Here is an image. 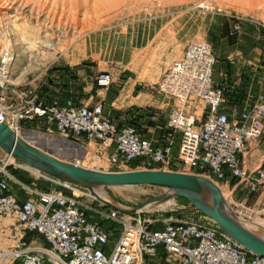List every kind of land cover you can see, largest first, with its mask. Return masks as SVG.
<instances>
[{
  "label": "built area",
  "instance_id": "built-area-1",
  "mask_svg": "<svg viewBox=\"0 0 264 264\" xmlns=\"http://www.w3.org/2000/svg\"><path fill=\"white\" fill-rule=\"evenodd\" d=\"M1 58L2 71L8 72L9 65ZM214 61L209 43L192 42L184 57L153 85L176 103L166 122L171 136L162 145L143 138L135 126H118L103 114L101 102L88 106L71 100L62 104L28 100L22 106L0 96V124L16 131L24 120H42L48 130L82 139L94 146L95 158L107 164V168L94 166L95 170L179 168L197 175L207 171L217 181L236 179L249 186V194L257 188L264 191V155L254 170H248L244 162L250 145L264 143V83L252 105L230 115L224 108L225 90L216 87L212 78ZM91 80L99 90L108 89L113 82L108 71L98 72ZM0 82V86L7 84L4 79ZM199 101L205 105L201 119L187 110V105ZM175 137L179 142L174 156ZM10 184L29 198L20 201L10 192ZM65 187L62 191L37 190L18 180L8 164L0 161V220H11L19 232L34 233L44 242L0 252L2 264H264L263 256L236 243L210 219L206 223L167 220L151 227L139 216L125 219L85 190ZM234 212L244 220L251 219Z\"/></svg>",
  "mask_w": 264,
  "mask_h": 264
},
{
  "label": "rangeland",
  "instance_id": "rangeland-1",
  "mask_svg": "<svg viewBox=\"0 0 264 264\" xmlns=\"http://www.w3.org/2000/svg\"><path fill=\"white\" fill-rule=\"evenodd\" d=\"M0 11V58L5 53L10 58L9 80L0 86V96L7 102L22 106L28 100L50 102L58 91L69 86L68 81L78 70L88 76L111 72L113 82L107 91L101 92L110 97L124 88L137 91L138 85L158 82L174 62L184 57L192 42L201 40L210 44L215 56L216 87H220L216 79L222 83L225 71L229 80L242 74L238 83L246 76L240 86L253 91L264 83V70L259 69L264 66V0H0ZM37 36L42 41H36ZM4 47H8L7 51H3ZM242 68L248 73H239ZM89 83L92 85L91 80ZM248 102L252 105L254 99ZM199 103L204 105L202 101ZM204 110L205 105L197 112V119H201ZM127 125L139 127L133 120ZM19 131L24 135L31 133L30 144L64 161L90 169L107 168L104 161L95 158L92 144L48 130L42 120H24ZM7 164L18 180L32 188L36 186L37 190L62 191L69 185L40 177L36 171L15 166L13 161ZM168 171L181 173L178 168ZM199 175L219 186L228 205L250 217L248 221L258 214L264 215V191L260 188L249 194V186L238 182L225 184L207 171ZM30 178L37 181L35 186L30 184ZM97 190L102 198L130 209L167 189L134 186ZM170 200L171 205H151L134 217L147 220L151 227L163 225L167 220L207 222L208 218L184 199ZM242 207L253 212L248 213ZM42 244L36 234L19 232L13 221L0 220L1 253Z\"/></svg>",
  "mask_w": 264,
  "mask_h": 264
},
{
  "label": "water",
  "instance_id": "water-1",
  "mask_svg": "<svg viewBox=\"0 0 264 264\" xmlns=\"http://www.w3.org/2000/svg\"><path fill=\"white\" fill-rule=\"evenodd\" d=\"M0 161L11 158L17 167L25 166L49 178L82 188L103 206L134 217L145 207L174 198L185 199L197 212L210 219L220 230L251 253L264 257V227L241 219L227 207L219 186L200 175L164 170L106 172L82 167L45 152L0 124ZM134 186L162 187L160 196L148 198L139 206L124 208L115 201L99 197L95 189ZM251 226H255L251 228Z\"/></svg>",
  "mask_w": 264,
  "mask_h": 264
},
{
  "label": "crops",
  "instance_id": "crops-1",
  "mask_svg": "<svg viewBox=\"0 0 264 264\" xmlns=\"http://www.w3.org/2000/svg\"><path fill=\"white\" fill-rule=\"evenodd\" d=\"M215 67H217V64ZM249 69L251 72H253L251 67ZM259 69L264 70V66H259ZM82 71L83 70H78L77 75L68 81L69 86L58 91V94L54 95L52 101L45 103L50 104L53 101H58L57 103L62 104L65 103L64 101L71 100L75 104L92 106L97 102H101L103 105L104 115L110 117V119L113 120L118 126H125L127 125V122L133 120V122L141 128V136L151 140L155 145L164 144L166 138L171 136V132L166 128V122L171 109L176 103L173 99L165 98L155 90L153 85L158 83L160 79L158 82L148 83L146 86L138 85L137 91H134L132 87L128 89L124 88L120 90L115 96L110 97L109 95L101 93L102 91H107L110 87L106 90L97 89L93 82L92 85L89 83L91 77L95 74L88 76V74L85 75V73ZM240 71L239 73H248L243 68ZM225 73L226 75H224V78H222L224 80L221 79L222 83H218L217 79L215 83L225 90L224 108L226 111L230 115H237L244 108L250 106L252 102H248L249 100H255L258 92L260 91L261 85L257 90L254 89L253 91V89L248 86H240L242 81L246 79V76H243L242 81L238 83L242 74H240V76L235 74L238 78H230L231 80H229V78H227L228 72L225 71ZM111 75L113 80V74L111 73ZM187 108H189V113L196 115L198 114L197 112L199 109H204V105H201L199 102H197L192 106L187 105ZM178 142V137H175L174 145L172 147V154L174 156L176 155ZM249 150L250 151L244 157V162L248 170H254L261 162V154L264 152V143L261 142L259 145H250ZM30 180V184L32 182L36 184L37 182L32 178H30ZM234 182H237V180L229 179L227 182H225V184ZM234 184L237 185L236 183ZM9 188L10 192L14 193L17 198L20 199V201L29 198L27 194L20 192L18 187L14 184H10ZM39 239L44 244L42 238Z\"/></svg>",
  "mask_w": 264,
  "mask_h": 264
},
{
  "label": "bare ground",
  "instance_id": "bare-ground-1",
  "mask_svg": "<svg viewBox=\"0 0 264 264\" xmlns=\"http://www.w3.org/2000/svg\"><path fill=\"white\" fill-rule=\"evenodd\" d=\"M27 1H29V0H27ZM2 9V8H1ZM0 13H2L1 11H0ZM111 15V14H110ZM77 22V21H76ZM42 38L41 37H39V36H37L36 37V41H42L41 40ZM7 44V43H6ZM5 44V45H6ZM7 48L8 47H4V50L3 51H7ZM46 51V50H45ZM5 53V52H4ZM2 62H5L6 63V65H7V63H8V65H10V58H8V54L7 53H5V54H3L2 55ZM9 60V61H8ZM5 74H7V71H2V66H0V80H3L4 79V82H8L6 79H7V76L5 75ZM213 74H214V72H213ZM213 74H212V78H213ZM213 81H214V78H213ZM0 84H1V82H0ZM262 87V86H261ZM11 128V127H10ZM11 130H13L18 136H20V137H22L24 140H26L27 142H30V138H31V133H28V134H26V135H24L25 133H21L19 130H14L13 128H11ZM35 137V140L36 139H39V135L38 136H34ZM39 142V141H38ZM1 155V154H0ZM92 160L93 161H95V158H92ZM13 161V159H11V158H7V159H5V162L6 163H11ZM13 164H14V161H13ZM21 167H23V168H26V169H29L28 167H25V166H21ZM179 169V168H178ZM29 170H32V169H29ZM180 170V172L181 173H184L183 171H181V169H179ZM34 171V170H33ZM165 171H168V170H165ZM37 172V171H36ZM38 173V172H37ZM40 173H38V175H39ZM40 175H43V174H40ZM45 176V175H44ZM102 190V189H101ZM221 191V190H220ZM104 192V191H103ZM95 193L99 196V197H101L100 196V194H99V191L97 190V189H95ZM102 198V197H101ZM104 199V198H103ZM105 200H108V201H110L108 198L107 199H105ZM111 202V201H110ZM173 201L172 200H167V201H165L164 203H162L160 206H168V205H171V203H172ZM226 202V201H225ZM120 205V204H119ZM226 205H227V207H229V208H231L229 205H228V203L226 202ZM150 207V206H149ZM149 207H145L146 209L147 208H149ZM130 217V216H129ZM128 218V216L126 217L125 216V219H127ZM242 219V218H241ZM244 220V219H243ZM245 221H248V220H245ZM249 222H254V224L255 225H259V226H262V227H264V215H260V214H258L252 221H249ZM255 226H251V228H254ZM1 255V254H0ZM2 256V255H1Z\"/></svg>",
  "mask_w": 264,
  "mask_h": 264
},
{
  "label": "trees",
  "instance_id": "trees-1",
  "mask_svg": "<svg viewBox=\"0 0 264 264\" xmlns=\"http://www.w3.org/2000/svg\"><path fill=\"white\" fill-rule=\"evenodd\" d=\"M14 173V172H13ZM15 174V173H14ZM38 187V186H37ZM185 200V199H184ZM186 201V200H185ZM32 234H34V233H32Z\"/></svg>",
  "mask_w": 264,
  "mask_h": 264
}]
</instances>
